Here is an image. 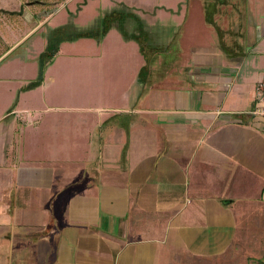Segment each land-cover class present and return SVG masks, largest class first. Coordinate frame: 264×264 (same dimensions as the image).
Wrapping results in <instances>:
<instances>
[{"label":"crops","instance_id":"obj_1","mask_svg":"<svg viewBox=\"0 0 264 264\" xmlns=\"http://www.w3.org/2000/svg\"><path fill=\"white\" fill-rule=\"evenodd\" d=\"M118 3L149 4L109 6ZM182 3L162 5L179 35L176 55L157 58L162 72L177 63L180 73L136 79L124 104L100 108L99 118L65 102L26 106L30 90L14 108L15 91L0 86V264H229L238 256L242 211L220 201L264 186V117L254 113L264 0ZM74 133L85 143L79 166L36 159V142L61 156ZM56 182L69 193L56 197Z\"/></svg>","mask_w":264,"mask_h":264},{"label":"rangeland","instance_id":"obj_2","mask_svg":"<svg viewBox=\"0 0 264 264\" xmlns=\"http://www.w3.org/2000/svg\"><path fill=\"white\" fill-rule=\"evenodd\" d=\"M64 1L0 0V86L15 91L12 107L17 106L16 97H19L20 91L30 90L25 93L26 106L36 109L65 102L74 107L89 108L88 112L85 111L89 119H96L100 114L103 116L100 108L109 110L124 104V94L135 85L136 79V83H140L144 67L149 69L145 79L157 82L162 80V75L165 78L175 77L177 70L181 69V65L177 68L176 63V68L174 65L162 72L157 68V58L159 54L172 58L177 53L175 43L179 35L178 28L164 24L163 19L167 14L162 5L179 8L184 3L182 0H139L140 3H149L146 8L124 3L111 7L109 5L112 0H91L83 9L76 3L70 8L65 7ZM184 1L187 3L189 0ZM99 3L107 8L99 9ZM204 3V7H209L210 0H204ZM114 9L119 10V13L107 14ZM175 15L169 17L176 20L178 16ZM103 18L111 21L103 25ZM67 24L69 27L59 31V35L90 29L103 34L99 37L82 36L75 40H65L59 44L58 52L52 54L48 48L50 36L55 28ZM102 26L106 30L103 31ZM42 59L45 70L40 76ZM151 66L153 69L156 67V70H150ZM171 80L168 84L159 83V88L164 90L162 85L173 86ZM64 87L68 88L66 93L62 90ZM110 115L111 112H104L105 119ZM72 116L77 118L79 113L73 111ZM146 129L148 127L144 128V132ZM149 129L151 135L159 137L157 126H150ZM48 133L52 132L43 127V134ZM77 135L74 133L72 150L69 152L67 149L61 156L53 154L49 149L46 154L43 153L45 149L39 148L36 142V159L54 160L64 166H79L77 162L83 155L85 143L79 141ZM43 144L47 148L46 142ZM151 145L145 146L148 148L146 150H151ZM127 149V146L123 147V153ZM81 177V174L75 175L77 181ZM58 183L56 188L61 190L55 188L56 197L68 194L69 184L58 186ZM252 185L254 187L248 191L247 196L220 201L224 206L233 202L237 204L233 208L242 211L241 218L235 224L238 226L237 242L239 247H243L237 248L238 256L229 264H259L255 257L264 251V186L260 190L261 184L258 181Z\"/></svg>","mask_w":264,"mask_h":264},{"label":"trees","instance_id":"obj_3","mask_svg":"<svg viewBox=\"0 0 264 264\" xmlns=\"http://www.w3.org/2000/svg\"><path fill=\"white\" fill-rule=\"evenodd\" d=\"M117 11H119V10H115L114 9L112 12H109L107 14L110 15V14H113V13H119ZM107 21H111V19L110 20L109 19L105 20V18H103V19H101V22H102L101 24L105 25V23ZM68 27H69V25L67 24V25L59 26V27H57V28H55L53 30V33L50 36V40H49L50 42H49V45H48V48L50 47V52L52 54H56L58 52L59 44L61 42L65 41V40H75V39H77L79 37H82V36L99 37L100 35L103 34V32L101 34H98L96 32V30L90 29V30H79L76 33H72V34L65 32V33L59 35V31L67 29ZM101 29L104 31V30H106V27L104 28L102 26ZM44 70H45V63H43V59H42V63L40 64V76H42L44 74ZM148 70H149L148 67H144L142 69V72L144 73V75H142V78H139V82L140 83H145V80H146L145 79L146 78L145 75L148 73ZM37 83L38 82H36V84ZM259 221H262V220H259ZM262 249H264V248H262ZM255 258H256L257 261H259V264H264V251L262 250L260 256H258V257L256 256Z\"/></svg>","mask_w":264,"mask_h":264},{"label":"built area","instance_id":"obj_4","mask_svg":"<svg viewBox=\"0 0 264 264\" xmlns=\"http://www.w3.org/2000/svg\"><path fill=\"white\" fill-rule=\"evenodd\" d=\"M257 103L254 113L264 117V77L256 86Z\"/></svg>","mask_w":264,"mask_h":264}]
</instances>
